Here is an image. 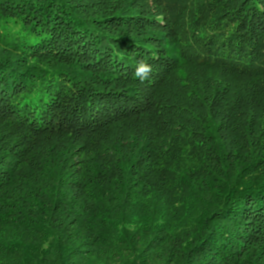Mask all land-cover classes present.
<instances>
[{
    "label": "trees",
    "instance_id": "obj_1",
    "mask_svg": "<svg viewBox=\"0 0 264 264\" xmlns=\"http://www.w3.org/2000/svg\"><path fill=\"white\" fill-rule=\"evenodd\" d=\"M0 264H264V0H0Z\"/></svg>",
    "mask_w": 264,
    "mask_h": 264
},
{
    "label": "clouds",
    "instance_id": "obj_2",
    "mask_svg": "<svg viewBox=\"0 0 264 264\" xmlns=\"http://www.w3.org/2000/svg\"><path fill=\"white\" fill-rule=\"evenodd\" d=\"M141 67H142V68H145V69L147 68V66H145V65H143V64H141Z\"/></svg>",
    "mask_w": 264,
    "mask_h": 264
}]
</instances>
